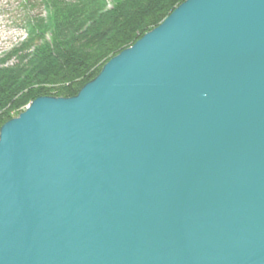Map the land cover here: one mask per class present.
I'll use <instances>...</instances> for the list:
<instances>
[{"label":"water","instance_id":"obj_1","mask_svg":"<svg viewBox=\"0 0 264 264\" xmlns=\"http://www.w3.org/2000/svg\"><path fill=\"white\" fill-rule=\"evenodd\" d=\"M0 264H264V0H185L7 121Z\"/></svg>","mask_w":264,"mask_h":264},{"label":"trees","instance_id":"obj_2","mask_svg":"<svg viewBox=\"0 0 264 264\" xmlns=\"http://www.w3.org/2000/svg\"><path fill=\"white\" fill-rule=\"evenodd\" d=\"M184 1L120 0L108 10L104 0H43L47 14L25 15L28 37L2 60L0 129L38 97L77 95Z\"/></svg>","mask_w":264,"mask_h":264},{"label":"rangeland","instance_id":"obj_3","mask_svg":"<svg viewBox=\"0 0 264 264\" xmlns=\"http://www.w3.org/2000/svg\"><path fill=\"white\" fill-rule=\"evenodd\" d=\"M119 1L104 0L108 10L114 8ZM37 13H42L44 16L47 14L43 0H0V67L3 66L2 60H5L8 54L18 48L28 37L29 31L22 19L26 14L36 15ZM16 62V59H11L6 65L11 66ZM24 111L25 109L22 108L20 111L13 112L14 118Z\"/></svg>","mask_w":264,"mask_h":264}]
</instances>
